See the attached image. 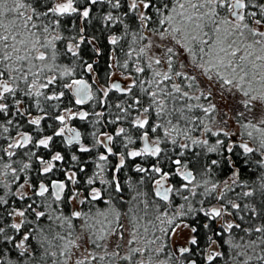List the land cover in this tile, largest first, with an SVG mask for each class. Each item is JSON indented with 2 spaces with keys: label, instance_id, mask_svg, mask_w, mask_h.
<instances>
[{
  "label": "snow or ice",
  "instance_id": "obj_1",
  "mask_svg": "<svg viewBox=\"0 0 264 264\" xmlns=\"http://www.w3.org/2000/svg\"><path fill=\"white\" fill-rule=\"evenodd\" d=\"M70 262L264 264V0H0V264Z\"/></svg>",
  "mask_w": 264,
  "mask_h": 264
},
{
  "label": "rangeland",
  "instance_id": "obj_2",
  "mask_svg": "<svg viewBox=\"0 0 264 264\" xmlns=\"http://www.w3.org/2000/svg\"><path fill=\"white\" fill-rule=\"evenodd\" d=\"M112 72L115 73V75L112 77V79H116V80L122 79L120 71H117L115 68H113ZM125 224H126V227L130 228V225H128L127 222H125ZM180 224L181 223H178L177 225H180ZM127 236H128V234L126 232L125 233V240L127 239ZM187 236H188V231L186 229H184L182 226L177 227L175 234L171 238V244H172L173 248L183 246L185 244ZM110 240H115V237H111ZM89 250H91V249L89 248ZM109 250H111V244L109 245ZM98 254L102 255L103 251L99 250ZM122 254H123V252H122ZM82 255H87V253L84 252L83 248H81L79 251H75V255L72 257V261L74 262L78 257H81ZM70 264H71V262H70ZM93 264H95V262H93Z\"/></svg>",
  "mask_w": 264,
  "mask_h": 264
},
{
  "label": "trees",
  "instance_id": "obj_3",
  "mask_svg": "<svg viewBox=\"0 0 264 264\" xmlns=\"http://www.w3.org/2000/svg\"><path fill=\"white\" fill-rule=\"evenodd\" d=\"M109 63H111V61H109ZM100 69H101L100 75H104L105 72H109V71L112 72V69H108L107 64L105 63V60H103V59L100 61ZM115 69L117 71L121 72V69H119V68H115ZM194 150L199 151V149H194ZM193 160H195V157H193ZM226 178H227V175L224 173H217V175H216L217 180H224ZM244 178L247 179L246 176ZM175 223L178 224V223H181V221L178 219L175 221ZM102 264H103V262H102Z\"/></svg>",
  "mask_w": 264,
  "mask_h": 264
},
{
  "label": "flooded vegetation",
  "instance_id": "obj_4",
  "mask_svg": "<svg viewBox=\"0 0 264 264\" xmlns=\"http://www.w3.org/2000/svg\"><path fill=\"white\" fill-rule=\"evenodd\" d=\"M75 123V122H74Z\"/></svg>",
  "mask_w": 264,
  "mask_h": 264
}]
</instances>
